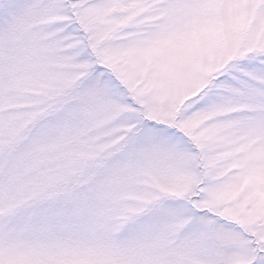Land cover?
<instances>
[{"label":"snow or ice","instance_id":"snow-or-ice-1","mask_svg":"<svg viewBox=\"0 0 264 264\" xmlns=\"http://www.w3.org/2000/svg\"><path fill=\"white\" fill-rule=\"evenodd\" d=\"M0 264H264V0H0Z\"/></svg>","mask_w":264,"mask_h":264}]
</instances>
